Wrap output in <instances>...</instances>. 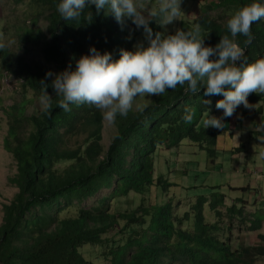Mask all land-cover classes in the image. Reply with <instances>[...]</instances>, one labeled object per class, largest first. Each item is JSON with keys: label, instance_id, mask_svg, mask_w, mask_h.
I'll use <instances>...</instances> for the list:
<instances>
[{"label": "trees", "instance_id": "16d2710c", "mask_svg": "<svg viewBox=\"0 0 264 264\" xmlns=\"http://www.w3.org/2000/svg\"><path fill=\"white\" fill-rule=\"evenodd\" d=\"M8 1L28 2L48 20L50 41H44L42 62L24 65L5 51L8 45L0 48V73L5 69L23 80V94L39 95L44 87L40 82L47 80L45 71L74 66V58L87 53L89 45L115 57L119 48L131 49L144 40L140 29L126 38L125 26L130 21L122 27L110 12L96 14L93 6L85 8L79 21H65L56 12L57 0ZM248 2L195 3L197 17L181 20L178 28L198 23L204 43L212 46L219 36L228 34V14ZM183 7L187 10L189 5ZM89 10L91 20L86 19ZM149 27L162 31L154 20ZM250 32L252 40L247 45L242 44V35L235 37L249 61L264 53V21L251 24ZM25 37L41 41L44 34L26 28L20 38ZM45 91L53 95L48 115L33 102L26 115L29 98L25 96L6 111L9 129L4 148L17 162L10 181L18 191L2 208L0 264H258L264 257V233L258 234L253 245L241 240L235 243L232 238L235 219L248 232L263 230L264 209L257 211L256 207H263L264 202L260 205L256 200L252 213L246 215L247 201L242 195L228 206V195L216 186L210 197L192 199L183 190H174L178 184L156 171L157 163L169 162L159 155L173 154L171 164H177V156L185 155L186 147L206 150L215 164L222 131L204 128L203 120L207 110L210 114L220 111L214 107L218 95L205 98L202 88L186 94L178 84L161 95L139 97L148 107L143 112L133 107L127 116L117 115L110 123L113 133L104 144L106 121L99 110L70 104L65 112L55 105L52 87ZM204 99L210 102L205 104ZM246 99L264 102V93L252 92ZM172 171L171 175L179 176ZM229 190L244 194L250 188L230 186ZM178 192L185 196V206ZM130 193L136 195V207L115 209L117 199L128 198Z\"/></svg>", "mask_w": 264, "mask_h": 264}, {"label": "clouds", "instance_id": "9594fccd", "mask_svg": "<svg viewBox=\"0 0 264 264\" xmlns=\"http://www.w3.org/2000/svg\"><path fill=\"white\" fill-rule=\"evenodd\" d=\"M89 6H93L96 14L110 12L122 27L130 21L142 31L145 42H136L131 49L119 48L115 57L108 50L101 52L89 45L87 53L74 58V66L55 72L46 70L47 80L40 82L44 87L37 97L39 111L44 115L53 106V95L45 91L49 85L57 97L55 105L65 112L70 110V104H87L112 123L117 115L127 116L136 97L158 96L179 84L186 94L202 88L205 98L220 97L214 107L221 115H212L207 110L203 127L222 129L223 118L231 117L238 106L253 107L246 99L249 93H264V53L249 61L245 48L235 40L239 33L245 38L243 45L251 42L250 25L264 21V0H249L229 13L225 22L228 34L219 36L212 46L204 43L198 23L170 33L153 32L149 27L150 20L163 27L179 18L180 0H156L147 12L139 0H57L55 8L63 20L79 21ZM92 14L89 10L86 19L91 20ZM130 31L126 38H130ZM209 102L203 100L205 104ZM147 107L145 103L135 104L137 112ZM256 132L257 144L262 146L259 156L264 158V120L256 124Z\"/></svg>", "mask_w": 264, "mask_h": 264}, {"label": "rangeland", "instance_id": "374dc122", "mask_svg": "<svg viewBox=\"0 0 264 264\" xmlns=\"http://www.w3.org/2000/svg\"><path fill=\"white\" fill-rule=\"evenodd\" d=\"M213 1L215 0H180L181 13L179 18H174L169 24L161 27V30L167 33L174 32L179 27L181 20L183 22V20H191L197 17L198 7L195 3H211ZM139 2L144 6L146 12L156 4V0H139ZM184 5H189L187 10L183 7ZM219 15L217 17H220ZM0 23V44L8 45L5 51L11 52L10 54L16 59H21L24 65H31L34 62H42L44 60V41H50L48 20L44 13L41 15L35 13L28 2L15 4L12 1L0 0ZM26 28L42 32L44 39L32 41L26 37L20 38ZM125 28L128 33L131 30L130 38L138 30L131 22ZM138 42L145 41L139 40ZM14 66H17V62H14ZM22 82L23 80H20L15 73L8 72L5 69L0 73V223H2L3 205L7 204L18 191V188L12 185L10 181V178L17 171V162L11 153L4 148V139L7 137L9 129L6 111L12 104H15V101L21 100L23 96L29 98L26 106V115H29L32 110V102L39 106L37 94L33 92L23 94ZM139 99V97L134 99V108L136 103H140ZM248 103L253 105V107L238 106L232 118H223L225 122L215 147L218 151L214 165L212 164L213 158L210 157L209 152L206 150L186 147L185 155L177 156V164H171L174 160L173 154H170L169 157H167L166 153L159 155L158 157L169 158V162L167 164V160H162L157 163V173L170 177L173 183L178 184L174 187V190H183V194L192 199L194 196L198 197L200 195L210 197L213 192L212 187L216 186H220V188H217L218 192L228 195V206L232 205L234 198L242 195L247 201L245 202V214L249 215L252 213L253 204L256 200L260 205L264 202V158L259 156V150L262 146L257 144L259 141L255 136L258 134L256 132V124L260 120H264V102ZM212 115L219 117L221 112L216 111ZM112 133L111 125L106 121L104 144L108 143ZM224 145H228V147H224ZM183 161L185 163H181ZM184 170H186L185 173ZM170 171L174 174L178 172L179 176L171 175ZM230 186L237 188L249 187L250 191L244 194L232 193L229 190ZM107 192L105 191V193ZM178 195L182 198V206H185V196L179 192ZM134 199H136L134 193H130L128 198H118L116 201L117 208L115 209L132 211L136 207ZM174 204H176V201H174ZM260 209H264V206L261 208L256 207L257 211ZM229 224L230 222L227 223V225ZM232 224L234 228L232 238L235 243L241 240L247 245L256 244L258 242V234L264 233V228L260 232H248L245 229L246 227L239 223L238 219L233 220ZM257 263L264 264V257H260Z\"/></svg>", "mask_w": 264, "mask_h": 264}]
</instances>
